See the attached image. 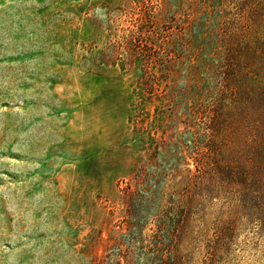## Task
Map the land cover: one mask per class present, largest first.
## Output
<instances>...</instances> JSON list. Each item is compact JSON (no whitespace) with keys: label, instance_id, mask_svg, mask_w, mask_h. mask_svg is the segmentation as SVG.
<instances>
[{"label":"rangeland","instance_id":"rangeland-1","mask_svg":"<svg viewBox=\"0 0 264 264\" xmlns=\"http://www.w3.org/2000/svg\"><path fill=\"white\" fill-rule=\"evenodd\" d=\"M0 264H264V0H0Z\"/></svg>","mask_w":264,"mask_h":264}]
</instances>
